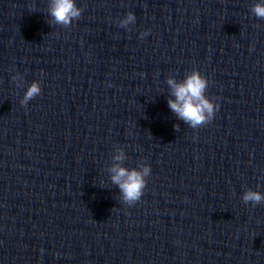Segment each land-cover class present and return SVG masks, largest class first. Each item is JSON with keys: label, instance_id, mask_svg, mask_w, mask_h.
<instances>
[{"label": "clouds", "instance_id": "1", "mask_svg": "<svg viewBox=\"0 0 264 264\" xmlns=\"http://www.w3.org/2000/svg\"><path fill=\"white\" fill-rule=\"evenodd\" d=\"M32 7L34 6H30V8ZM83 11L84 9L77 5L76 0H48L47 13L50 19L47 22L50 26L59 25L68 28L73 21L81 17ZM250 12L257 19L264 20V0H256L252 4ZM135 21V14L129 11L118 21V26L128 29L129 25L134 24ZM145 35L147 33H141V38ZM12 80L17 83L18 87H23V78L19 74L14 75ZM166 84L169 88L168 107L179 120L192 129H197L212 121L220 106L206 96L209 81L198 69H192L182 80L169 76L166 79ZM40 93V81L35 80L27 87L20 101L21 106H27L29 101ZM174 128L178 131L179 124L174 125ZM111 159L112 163L107 169L109 179L113 185L118 187L121 203L132 206L144 194L151 167L143 162H140L135 168L125 167L124 161L127 157L123 147L115 148ZM100 185H103L102 180ZM242 202L245 205L251 204L253 207L264 204V193L248 188L242 194Z\"/></svg>", "mask_w": 264, "mask_h": 264}]
</instances>
